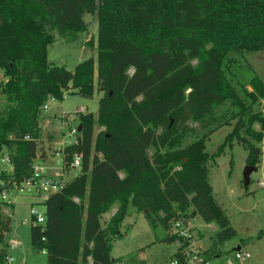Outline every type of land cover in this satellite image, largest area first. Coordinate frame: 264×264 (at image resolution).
<instances>
[{"label":"trees","instance_id":"obj_1","mask_svg":"<svg viewBox=\"0 0 264 264\" xmlns=\"http://www.w3.org/2000/svg\"><path fill=\"white\" fill-rule=\"evenodd\" d=\"M95 3V58L72 70L49 62L52 31L73 41L85 29L82 13ZM263 47L264 0H0V158L11 166L0 169V193L30 176L35 158L53 155L51 132L42 145L48 99L100 93L96 113H74L81 127L65 159L81 154V171L42 202L43 224L30 218V250L44 251L46 264H114L111 246L122 237L131 204L154 231L151 243L180 244L171 257L179 264H188L187 240L171 232L173 223L198 216L213 224L202 254L219 260L235 230L213 197L208 163L233 141L247 151L246 165L261 162L264 114L254 106L264 83L257 75L242 83L235 54ZM232 121L223 143L208 153L210 134ZM2 205L6 264L12 219ZM142 248L129 253L127 264H145L137 258Z\"/></svg>","mask_w":264,"mask_h":264},{"label":"rangeland","instance_id":"obj_2","mask_svg":"<svg viewBox=\"0 0 264 264\" xmlns=\"http://www.w3.org/2000/svg\"><path fill=\"white\" fill-rule=\"evenodd\" d=\"M98 4L95 3L90 9L82 13L85 23L83 32L76 34L73 41H66L62 36L53 30V41L47 46L46 56L51 63L64 65L72 70L74 66L88 58H95L96 35H97V12ZM239 62L238 79L245 81L252 75H257L264 83V47L254 51L243 50L236 53ZM1 74V72H0ZM3 77H0L1 82ZM0 82V83H1ZM247 89H249L247 87ZM100 93L94 91L91 98H85L78 93H65L62 100L48 99L49 106L47 113L43 111L42 120V145L45 147L46 133L51 132L53 137L59 140H70L73 136L68 135V129L78 126L77 118H72L75 112L80 110L96 113ZM4 103L0 94V106ZM264 114V98L254 106ZM50 113V114H48ZM63 114L66 119H61ZM50 123L51 130L45 124ZM66 123V124H65ZM231 125H223L210 134L205 142V149L208 153H214L223 143L225 136L230 131ZM101 127H95V132ZM257 130L258 126H254ZM59 144H53L57 147ZM261 148V162L255 171L250 174V181L246 188L243 186V171L247 151L236 141L226 143L219 156L208 163V179L215 201L227 215L235 235L224 242L221 246L219 260L213 264H220L229 256L237 245L250 254V259L244 264H264V135L259 143ZM54 157H49L47 165H51ZM8 164L0 162V169L8 171ZM76 174L75 170L64 174L70 178ZM263 183V184H262ZM34 199L25 196H17L14 204L7 206L12 219V228L7 235L8 258L11 260L6 264H46V256L42 252L30 250V213L29 204ZM42 212V205L36 206ZM113 205L109 211L103 214L102 223L108 221L112 215ZM22 220H25L22 222ZM192 229L193 241L191 244L199 246L203 251L211 245L212 228L205 224L198 216L189 220ZM122 237L112 243L110 256L120 264L128 263L129 253L142 248L145 264H170L178 242L151 243L155 239L154 231L151 229L142 211L137 210L131 204L127 206V214L120 227ZM157 236L161 237L163 231L158 228ZM12 240L19 243L12 245ZM189 264H195L193 262Z\"/></svg>","mask_w":264,"mask_h":264},{"label":"built area","instance_id":"obj_3","mask_svg":"<svg viewBox=\"0 0 264 264\" xmlns=\"http://www.w3.org/2000/svg\"><path fill=\"white\" fill-rule=\"evenodd\" d=\"M1 82V80H0ZM43 111L47 110V105H43ZM83 110H80V112ZM67 115L63 114L61 119H66ZM72 118H76V115L73 114ZM66 124V123H65ZM68 135L73 136L70 140H57L54 143L59 144L57 147L54 146V152L52 157H54V161H52L51 165H47V161L49 160V156L46 160H41L38 157L35 158L32 162L31 168L32 173L30 176L20 180L18 183L14 184L12 190L6 191L3 190L0 193V200L3 202L1 206V210L4 214L9 215V210L7 206L14 204V199L17 196H25L33 198L34 201L29 206L30 218H33V223L43 224L45 220V216L43 211L40 212L36 206L42 205V202L53 193L60 192L66 183L74 178H76L81 171L82 165V155L79 153H73L70 155L68 160L65 159L66 151L65 146L71 145L76 142V137L79 131L77 127L69 128ZM53 143V144H54ZM1 163H9L8 158L6 156L0 158ZM75 170L76 174L70 178H65L64 174L68 171ZM263 184V183H262ZM264 185V184H263ZM75 202H78L77 197H73ZM43 207V206H42ZM25 220H22L24 222ZM171 232L176 233L181 239L187 240V246L184 250V259L189 264L191 262L195 264H213L212 261L206 260L200 250L199 246H194L192 243V230L189 226L188 221H181L177 219L173 225ZM19 242L16 240H12V245H16ZM180 244L178 243V246ZM44 253V251H42ZM250 259L249 252L239 248L237 250H233L229 256L224 259L223 264H244L245 261ZM11 261L8 258L9 262ZM114 264H120L118 262H114ZM170 264H179V260L173 258L170 260Z\"/></svg>","mask_w":264,"mask_h":264},{"label":"water","instance_id":"obj_4","mask_svg":"<svg viewBox=\"0 0 264 264\" xmlns=\"http://www.w3.org/2000/svg\"><path fill=\"white\" fill-rule=\"evenodd\" d=\"M80 124H78L77 126V130H80ZM256 167L254 166H250V165H245L244 171H243V186L244 188L247 187V185L249 184L250 181V174L251 172L255 171ZM239 249V247H237L235 250Z\"/></svg>","mask_w":264,"mask_h":264},{"label":"crops","instance_id":"obj_5","mask_svg":"<svg viewBox=\"0 0 264 264\" xmlns=\"http://www.w3.org/2000/svg\"><path fill=\"white\" fill-rule=\"evenodd\" d=\"M0 77H3L1 74H0ZM2 79H4V78H2ZM49 109V106H47V110ZM47 110L45 111L46 113H47ZM48 114H50V113H48ZM45 128H49L50 130H51V127H50V123L48 124H45V126H44ZM5 164H8V166H9V168L7 169L8 171H10L11 170V166H10V164L9 163H5ZM32 202H30V204H31ZM30 204H29V206H30ZM115 210H116V208H113V212H112V214L115 212ZM211 228H212V231L214 230V225L213 224H208ZM237 247H239V245H237ZM236 247V248H237ZM240 248V247H239ZM137 258L138 259H140V260H143V261H145V259H143V253H142V251H139L138 252V254H137ZM217 264V263H216Z\"/></svg>","mask_w":264,"mask_h":264}]
</instances>
